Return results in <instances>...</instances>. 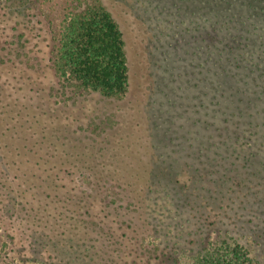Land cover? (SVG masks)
<instances>
[{"label":"trees","instance_id":"16d2710c","mask_svg":"<svg viewBox=\"0 0 264 264\" xmlns=\"http://www.w3.org/2000/svg\"><path fill=\"white\" fill-rule=\"evenodd\" d=\"M207 1L213 10L210 20L205 16L195 27L193 59L173 65L170 56L152 57L151 81L164 90L152 88L147 98L153 107L146 117L149 142L138 138L142 146H117L104 132L101 146L98 136L69 151L44 146L49 138L43 135L34 143L38 146H14L13 162L3 156L9 164L8 171L0 170V197L10 201L3 205L0 198V210L7 203L12 207L9 224L0 217V230L11 231L6 250L0 248V264L22 257L28 243L41 245L57 264H183L190 256L189 264H261L253 243L237 237L264 245L258 243L264 241L263 228L254 223V217L264 216V0ZM39 6V0H0V83L8 93L17 89L13 80H24L46 93V87L72 86L76 93L123 98L132 88L128 55L110 11L95 4L68 17L54 54L53 29ZM205 21L211 23L209 39L201 31ZM15 38H23L21 48L28 44L36 66H21L19 54L5 51ZM143 133L139 136H147ZM125 139L121 145L130 142ZM55 150L60 154L53 155ZM60 155L69 157L52 163ZM118 156L130 157L111 161ZM67 163L72 168L63 166ZM75 173L89 182L81 184ZM72 193L78 194L72 195L75 200L68 197ZM17 207L27 212L19 222ZM125 207L143 209L156 242L140 241L139 228H128L126 212L118 215L122 225L117 222L114 213ZM246 211L253 217L244 219ZM102 213L110 218L104 221L108 227L97 220ZM19 223L30 236L15 240L12 227ZM103 226L110 237L122 231L109 252L92 236ZM214 234L235 240L229 244L222 238L218 244ZM83 247L88 252L81 253Z\"/></svg>","mask_w":264,"mask_h":264},{"label":"rangeland","instance_id":"374dc122","mask_svg":"<svg viewBox=\"0 0 264 264\" xmlns=\"http://www.w3.org/2000/svg\"><path fill=\"white\" fill-rule=\"evenodd\" d=\"M95 4L105 6L123 32L132 88H129V91L123 98L115 99L114 97L104 98L97 94H90L87 91L76 93L73 91L72 86H68L67 89L61 86H59V89L46 87L48 89V93H46L43 90H39L42 89L41 85L23 84L22 82H26L24 80H20L19 83L13 80L17 89L15 92L9 94L10 89H6L5 83H0V93H2L0 98H3L0 101V170H7L8 166L6 163L8 161L13 162L14 156L11 150H15L14 146H38L37 144L34 145V143L38 138L41 139L43 135L49 138L46 140L47 144H43L44 146H53V149H55V146H67L69 151H72V146H84L94 138L101 136L104 132H108L111 135L110 139L113 143L118 142L117 146H142L138 143V138H141V142H149L148 126L150 123L146 117L152 114L153 107L148 106L150 99L147 98H151L153 93L152 88L164 90L159 81L156 80V84L151 81L150 73L153 65H155L152 57L154 55L164 58L170 56V58H167H169L173 65L188 63L193 59L192 53H195L197 47L195 42L197 34L195 27L201 21L203 22L205 16L210 20L213 10L207 0H39V7L53 29L52 44L54 46V54L58 51L59 39L64 31L66 19L76 12H82L88 5ZM196 5L199 8H196ZM204 25L207 26V29L203 27L201 31L209 39L208 33L211 30V23L205 21ZM205 30L206 32L204 33ZM18 40L22 43L23 38H15L10 41L11 44L7 45V48L6 46L4 47L6 48L5 51L19 54V56L17 55V59L22 62L21 66H36L37 60L34 57V53L28 50V44L21 48L18 45ZM205 49H207V46ZM187 52L190 56H186ZM0 63L2 62L0 61ZM179 70L180 68H173L175 73ZM161 71L163 69L160 68ZM59 82L66 85V82L62 78ZM141 100L143 101L141 102ZM137 102L140 103L137 104ZM133 104H135L134 108ZM160 105L159 102L154 103V107L160 108ZM25 107H29L31 111H27ZM144 130L147 131V136H139L146 135V133H143ZM122 137H125L130 142L121 145ZM100 138L96 146H101L102 143L100 142L103 140V137L101 136ZM132 139L136 141L132 143ZM7 146L10 147L7 149ZM60 152L61 150H55L53 151V155L55 153L59 155ZM3 156L8 160L7 162L3 159ZM65 157L69 156L60 155L53 159L52 163H63ZM128 157L130 156H118L111 161H115L116 163L117 160H121L122 158L126 160ZM131 157V159H128L130 162H133L136 156L131 155ZM10 164L14 168L13 166L15 165L13 163ZM63 166L66 169L72 168V165L69 163ZM84 170L82 171L84 172ZM74 177L81 184H87L90 180V177L80 173H75ZM69 180L67 179L66 181L69 183ZM68 189H71L70 185H68ZM1 192L0 185V194ZM72 195L78 194L72 193L68 196L69 199L71 197L75 200L76 198ZM1 196L3 205H5L4 202L6 200L10 201L8 196ZM118 202L120 204L123 203L120 200ZM236 202L239 203L238 198H236ZM7 204L3 212L0 210V217H4L3 220L8 223L6 220L9 219L8 216H11L9 213L12 206H8ZM122 211L127 213V225L132 224L128 228H139L138 232L137 230L135 231L138 233L140 241L148 244L150 241L153 242L154 240L156 242L158 240L157 237H153L150 227L145 223L149 216L144 213L143 209L133 210L125 207L115 212L114 216H116V220L120 225L123 222L119 220L118 215ZM24 213L27 212L18 209V214L14 216V220L18 218L17 222L21 221L25 217ZM107 213L110 214L111 211L109 210ZM248 217L252 218L253 216L249 211H246L244 219ZM99 218L97 220H100L108 227V224L104 221L110 223V218L105 217V213H102ZM254 223H258L259 227L261 225L264 232L263 215L254 217ZM12 228L15 240H19L22 237L27 238L26 234L28 235V233L30 236V231L26 230L28 229L27 226H22L19 223ZM94 228L91 227L90 232ZM94 230L95 233L92 236L100 241V246L103 247L102 252H109L112 249V244L120 241L119 235L122 239L121 230H118L119 235L117 233L116 238L115 236L110 237L104 226L101 229L95 228ZM10 232L8 233V230H0V248L2 247L3 250H6L5 243L8 242L9 244L10 242ZM105 234L108 239L105 238ZM222 238L228 241L229 244H233L235 240L233 236L227 234H223L220 238L214 234L213 242L221 244L223 243ZM242 238L237 237V240L242 242V244L249 243V241L251 244L253 243L250 246L253 256L259 253L260 263L264 264V245L259 246L257 243L252 242L248 236L243 238V240ZM29 239L26 240L29 241ZM67 239L69 244L77 242L70 238ZM122 242L123 244H127L124 240ZM259 242L264 243V241ZM80 243L83 244L85 242L80 241ZM49 244L51 247L52 244ZM27 245L24 255L22 257L18 256L17 259L14 257V260L9 264H57L56 261L51 259V253L39 249L41 245L34 244V247L29 245V243ZM80 250L81 253L88 252V248L86 247ZM53 255V259L56 258L57 260L55 254ZM190 257H184L185 262L183 264H189Z\"/></svg>","mask_w":264,"mask_h":264}]
</instances>
